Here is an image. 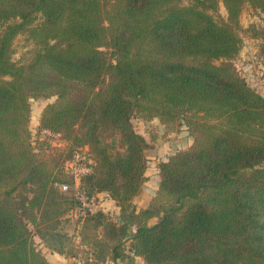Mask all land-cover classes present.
<instances>
[{"label": "trees", "instance_id": "1", "mask_svg": "<svg viewBox=\"0 0 264 264\" xmlns=\"http://www.w3.org/2000/svg\"><path fill=\"white\" fill-rule=\"evenodd\" d=\"M247 4L264 13V0H0V264H53L41 244L96 264L130 252L146 264H264V94L233 61ZM250 31L264 41V26ZM19 34L34 43L20 63ZM53 96L40 129L89 144L95 165L79 192H108L121 208L117 219L89 213L69 235L57 227L81 203L60 188L75 182L65 168L72 156L38 153L29 128L30 97ZM135 113L194 138L161 163L139 213L128 208L150 144ZM100 130L118 131L125 152L112 155ZM27 185L34 194L21 203L13 193Z\"/></svg>", "mask_w": 264, "mask_h": 264}, {"label": "rangeland", "instance_id": "2", "mask_svg": "<svg viewBox=\"0 0 264 264\" xmlns=\"http://www.w3.org/2000/svg\"><path fill=\"white\" fill-rule=\"evenodd\" d=\"M213 15L218 21L227 19L228 12L225 5L220 3L218 9L213 11ZM239 20L242 27L241 34L243 37V45L245 44L249 50L251 48H256L257 45L255 40H253L251 37L252 32L250 29L253 26L258 28H262L264 26V13L259 9L247 4L245 5ZM1 30L2 26L0 25V32ZM33 47L34 43L32 42V39L28 38L27 34H19L13 42V61L19 63L25 61V59L30 56ZM101 49L106 53L108 62L115 63L116 57L113 49L107 46H102ZM233 61L237 65L238 69L239 66L240 69H242L240 65L242 63L241 56H236ZM107 82L108 78L106 77L102 83V86H106ZM55 100V96L49 98L30 97L31 117L29 128L31 130L33 146L38 153L41 152L39 149L40 147L46 149L47 152H63V158H65V156H72V158L69 160H72L76 153H86L87 156L93 160V167L95 165V158L89 144L84 146H78L76 144L74 145L72 141H66L58 134H54L52 132L48 133L46 130L40 129V117L44 108L48 104L53 103ZM132 122L136 131L143 134L150 144V147L145 152L148 162L142 191L134 198V200L131 202V207L128 208H135L137 210L136 212L139 213V210L146 207L156 195L161 180V163L167 160L178 150L188 146L191 140H194V138L186 126H181L176 131H169L157 118L148 120L135 113L132 116ZM99 133L102 143L106 145L108 151L112 155L125 152L126 148L121 141V134L118 131L100 130ZM79 183L80 182H77L75 179L74 184L72 181L69 189L63 192L64 195L66 194L70 196H76L79 198L81 203L78 204L75 209L69 211L59 221L57 227L59 233L67 235L75 233L79 228H81L83 220L89 216V213L104 211L108 213L111 219H117L120 215L121 208L119 203L114 200L108 192H98L92 197L86 198L82 193L79 192ZM34 188L35 187L31 185L23 186L15 191L13 196L18 201H21V203H27V201H29L34 194ZM148 222L151 221L149 220ZM31 227L33 226L31 225ZM33 229H35V227H33ZM35 239L37 242H40V238L37 235H35ZM87 240L90 241L91 237H88ZM40 247H42L44 253L53 264H96L91 262L92 258L86 262V260L83 258V254H81L80 257L67 258L65 255L55 253L49 248L43 247L42 244ZM102 264H146V262L144 258L135 256L130 252L129 255L125 256L119 261H116V263H112L111 260L108 259V261Z\"/></svg>", "mask_w": 264, "mask_h": 264}, {"label": "crops", "instance_id": "3", "mask_svg": "<svg viewBox=\"0 0 264 264\" xmlns=\"http://www.w3.org/2000/svg\"><path fill=\"white\" fill-rule=\"evenodd\" d=\"M253 40L256 42V48L249 50L244 44L238 54V56H241L242 61L240 64L242 69H240V66L239 69L247 81L264 94V41L262 39ZM192 142L193 140H191L189 145Z\"/></svg>", "mask_w": 264, "mask_h": 264}, {"label": "built area", "instance_id": "4", "mask_svg": "<svg viewBox=\"0 0 264 264\" xmlns=\"http://www.w3.org/2000/svg\"><path fill=\"white\" fill-rule=\"evenodd\" d=\"M48 133L51 131L46 130ZM93 160L87 156L86 153H76L72 160H68L65 168L68 173L72 174L77 182H80L81 177L92 171ZM76 165V166H75ZM70 185L62 184L60 188L62 191L68 190Z\"/></svg>", "mask_w": 264, "mask_h": 264}, {"label": "water", "instance_id": "5", "mask_svg": "<svg viewBox=\"0 0 264 264\" xmlns=\"http://www.w3.org/2000/svg\"><path fill=\"white\" fill-rule=\"evenodd\" d=\"M41 18H43V16H41Z\"/></svg>", "mask_w": 264, "mask_h": 264}]
</instances>
